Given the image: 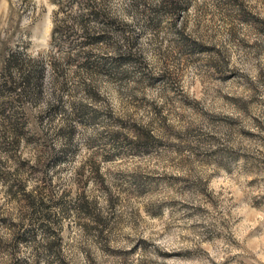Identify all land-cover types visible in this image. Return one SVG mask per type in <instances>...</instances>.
Returning a JSON list of instances; mask_svg holds the SVG:
<instances>
[{
  "label": "rangeland",
  "instance_id": "374dc122",
  "mask_svg": "<svg viewBox=\"0 0 264 264\" xmlns=\"http://www.w3.org/2000/svg\"><path fill=\"white\" fill-rule=\"evenodd\" d=\"M176 1L0 0V264H264V0Z\"/></svg>",
  "mask_w": 264,
  "mask_h": 264
},
{
  "label": "trees",
  "instance_id": "16d2710c",
  "mask_svg": "<svg viewBox=\"0 0 264 264\" xmlns=\"http://www.w3.org/2000/svg\"><path fill=\"white\" fill-rule=\"evenodd\" d=\"M161 4L164 5V4H168L172 7V9H175L177 7V1L176 0H161ZM113 23H117L115 20L113 21ZM56 28H54V31H55ZM83 38L85 39V41H94L95 39H99L100 37L97 35V36H94V35H90L86 30H84L83 32ZM6 67H7V63H6ZM11 87V86H10ZM12 127H15V126H12ZM14 130H17L14 129Z\"/></svg>",
  "mask_w": 264,
  "mask_h": 264
}]
</instances>
